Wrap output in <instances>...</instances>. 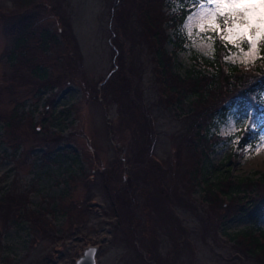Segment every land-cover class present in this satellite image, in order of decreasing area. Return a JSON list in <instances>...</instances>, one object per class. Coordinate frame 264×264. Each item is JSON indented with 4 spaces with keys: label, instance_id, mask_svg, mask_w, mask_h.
<instances>
[{
    "label": "rangeland",
    "instance_id": "1",
    "mask_svg": "<svg viewBox=\"0 0 264 264\" xmlns=\"http://www.w3.org/2000/svg\"><path fill=\"white\" fill-rule=\"evenodd\" d=\"M202 4L215 7L207 0L192 6L178 32L184 51L172 59L173 44L164 46L171 73L186 77L194 69L195 53L213 58L216 40L232 46L222 54V63L253 65L260 40L251 53L247 42L237 47L222 40L209 20L201 25L192 18ZM182 5L181 0L157 2L162 29L171 39L176 37L171 20L181 16ZM140 6V0H37L31 6L0 0V200L23 192L26 207L35 213L23 219L18 207L14 220L7 221L3 205L0 264H76L89 247L98 248L97 264H263L248 256L244 243L231 240L250 225L248 217L238 216L240 200L221 204L207 197L201 183L226 173L222 163L227 160L233 181L264 174V105L255 108L230 99L224 102L226 114L216 115L214 122L218 102L191 107L183 101L179 111L177 94L168 87L181 88L167 73L159 82L157 48L131 11ZM123 14L125 30L118 34L115 20ZM25 17L36 22L32 46L42 30L64 39L65 45L61 42L41 59L52 77L69 73L52 91L19 79L13 83V26ZM215 23L224 26L218 14ZM61 51L67 56L57 63L54 57ZM32 63L22 72L26 80L27 69L36 66ZM112 74L118 76L113 84ZM123 91L127 104L120 99ZM13 114L20 139L5 127ZM230 115L237 118L231 128L225 126ZM208 128L215 137L207 146L199 133ZM253 130L259 131L257 140L239 147L240 134ZM129 185L136 206L131 209L127 192L129 214L121 213L122 226L121 199L115 194ZM246 188L255 201L264 198V186ZM258 227L264 230V217Z\"/></svg>",
    "mask_w": 264,
    "mask_h": 264
},
{
    "label": "trees",
    "instance_id": "2",
    "mask_svg": "<svg viewBox=\"0 0 264 264\" xmlns=\"http://www.w3.org/2000/svg\"><path fill=\"white\" fill-rule=\"evenodd\" d=\"M22 1H27V3L31 6L37 0H22ZM162 1L163 0H157V2H160V4ZM181 1L184 4L182 5L181 16L178 19L172 17L171 20V23L173 25H176L174 28L176 37L174 36L173 39H171L172 37L170 35L165 36V30L162 29L161 26L163 23L165 24V21H163L161 15L157 12L156 0H140L141 6L138 10H136L135 7L131 8V11L133 13H137L140 19L144 22L146 26V33L148 32V34H150L152 44L155 48H157V50L155 51V59H157V66L162 69V71H160L158 75V80H160L159 82L163 81L162 77H164V74L167 73L170 74L173 81L181 88L180 90H176L173 87H168L170 88L171 92L177 94V101H178L177 109L179 111L183 110V106H184L183 101L188 102V104H190L191 107L201 103L203 104L210 103L213 107H215L218 102V104L220 103V105L218 106V110L216 109L217 107L213 110L214 115L211 118L214 122V118L216 117V115L224 116L226 114L228 110L226 106H224V102L230 99L237 100L239 101V103H241L244 106L248 105V106H253L255 108L259 107L262 94L264 93V39L260 40L258 46L259 49L258 60L249 68L245 66H234V65L222 63V59H221L222 54L228 51V49L231 50L232 46L230 45L228 46L221 40L220 41L216 40L215 52L213 58H205L202 55L195 53L192 56V60L194 62V69L189 71L186 77L177 73H171L170 71L172 70L170 64L171 59L167 57L164 46L168 43L173 44L176 53L175 56L172 57V59H175L177 57L178 52L184 51L186 43L184 42V38L178 35L179 34L178 32H180L181 26L183 25L185 19L187 18V15L192 11L193 9L192 6L195 4L192 2V0H181ZM152 15H155V17L158 19H156L155 21ZM25 18L26 19L21 20L20 22H18L16 25L13 26V34L17 35L14 51L12 53L13 58L17 56L15 62L12 61L14 63L13 64L14 71L13 74L11 75V77L14 78L13 83L16 84L17 82L16 79L17 80L19 79V82H22V84L25 83L29 85L38 84L40 87H42V89H47L52 91L58 85L62 84V82L65 80L64 76H67L69 73L63 74L64 76L60 75L54 78L49 72L48 70L49 68L46 70L44 66L41 65V62H43V60L41 59L42 57H44L43 55L45 53L46 54L48 52L51 53L54 48H56L55 50L59 49L61 47V42L63 44L65 43L64 39L62 36L61 39H58L57 36H53V34H50L49 30H47L48 32L46 30H42L40 31V33L38 32L39 40L35 42L34 46H32L30 42L32 41L33 38L32 36L35 35L33 28L36 29L35 26L36 22H35V18L33 17L29 19L28 17ZM124 21H125L124 14L122 18H118V21L115 20V22L118 23V26L116 24V26L118 27L117 28L118 34L120 29L121 31L125 30L124 24L126 22ZM166 28L167 25L165 29ZM54 51L52 53H54ZM76 51L75 53H77ZM23 53L25 54L23 55ZM66 56L67 54L65 55L62 52L59 56L54 57V59L57 63H59L58 61L61 60L62 62L63 60H65ZM31 61H33L32 64H36V66L35 68H31V69L28 68L29 70L27 69V72H29V80H26L22 72L26 69L25 65L29 64ZM44 61H45V57H44ZM174 65L176 64L174 63ZM199 67L204 69L209 68L208 70L213 72L204 73L203 70L202 69L200 70ZM112 76L109 79H111ZM113 78L114 79L111 81L108 80L111 82V84L114 83V81L118 78V76H113ZM22 84L21 86H23ZM10 85H11L10 88L13 87L12 84ZM9 92L12 94L14 93L13 90L11 89H9ZM121 96L122 97H120V99L124 100L125 98L124 101H126L127 104V97H126L127 92L124 91L121 92ZM210 104L207 105L209 106ZM204 112L207 115L209 114L208 113L209 110L207 109H204ZM0 117H2V115ZM14 117H15L14 114L13 116L9 117L10 121H7L5 123V127L7 128L8 131H11V133H13L15 137L20 139L22 135L21 134L22 130L19 127H17L18 124L15 123V119H13ZM213 125L214 124H212V126ZM143 127L144 124L142 125V128ZM210 128H208L207 131H205L204 133L202 131H200L199 133L200 135H202L201 139H203L207 143V146L208 143L212 141L211 139L215 137L214 135L208 134V132H210ZM258 132H259L258 130H253L248 132L246 131L240 134L239 147L244 148L250 143L255 142L257 140L255 134H258ZM29 136L30 135L26 136L27 139ZM207 136H210L209 141L206 140ZM214 145L215 143L209 145V147L210 146L214 147ZM208 148H206V151ZM208 160H209V156L206 154L204 162L202 163V166L200 168L201 172H203L202 175L205 174L204 164L208 162ZM224 167H227L226 173L223 172L221 175L217 177L215 181H213L212 183H206V181L204 180L203 183H201L206 188L205 194L207 195V197L213 200H218L221 204H223L222 200L225 201L227 205H231L234 202L240 200L238 216L248 217L250 225L245 230L233 234L231 240L238 243V245L239 243L241 244L244 243L245 246L244 248L248 256L252 257L253 259H260L264 264V230L258 227L261 218L264 217V198L260 199L259 201H255L247 194L248 191L246 188L259 184L261 186H264V174L257 179L242 178V179H235L233 181L228 160L222 163V168ZM129 186L130 188H119L116 194L113 191V194L118 195L119 200L121 199L119 203L121 206V211L120 214L118 215L120 216L119 218L120 220L122 219L123 215H126L128 218L129 208L126 200L127 192L129 193L128 201L130 202L131 209L134 210L133 208L136 206L135 197L132 196V194H130L131 192L130 189H132V186L131 185ZM14 192H18V191L14 190ZM15 194H17V196L12 200L5 201L7 195H4L5 197H3V200H0V213L2 211L3 205H6L7 212L5 215L7 221L14 220L13 217L14 211L18 207L20 208L19 211L20 216L23 219H30L31 217H33L35 213L26 207L25 193L21 192ZM3 213H5V211ZM121 213H123V215ZM43 220L45 222L44 226L48 227L46 229H51L52 223L45 220V218ZM120 224H122L123 226L124 222L121 220ZM129 233H131L132 238L135 241L136 235H134V232L132 231Z\"/></svg>",
    "mask_w": 264,
    "mask_h": 264
},
{
    "label": "snow or ice",
    "instance_id": "3",
    "mask_svg": "<svg viewBox=\"0 0 264 264\" xmlns=\"http://www.w3.org/2000/svg\"><path fill=\"white\" fill-rule=\"evenodd\" d=\"M192 2L200 3V0ZM207 4L215 7L209 8L202 4L201 10L194 13L192 18L201 25L204 20H209L212 29L222 34V40L237 47L241 42H247L248 52L251 53L256 49L257 41L264 39V0H207ZM217 14L223 18V27L215 23ZM260 103L264 105V98ZM248 118H252L251 113ZM236 122L237 118L230 115L225 126L231 128ZM94 252V249L90 250L86 256L91 257Z\"/></svg>",
    "mask_w": 264,
    "mask_h": 264
},
{
    "label": "water",
    "instance_id": "4",
    "mask_svg": "<svg viewBox=\"0 0 264 264\" xmlns=\"http://www.w3.org/2000/svg\"><path fill=\"white\" fill-rule=\"evenodd\" d=\"M95 250L94 254L91 257H87L86 254L90 250ZM97 255H98V248L97 247H89L84 251L83 256L79 258L76 264H97Z\"/></svg>",
    "mask_w": 264,
    "mask_h": 264
}]
</instances>
